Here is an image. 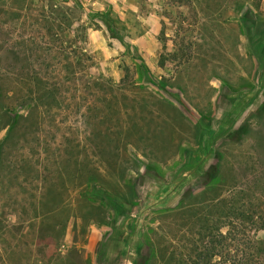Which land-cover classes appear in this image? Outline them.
<instances>
[{
  "label": "rangeland",
  "instance_id": "1",
  "mask_svg": "<svg viewBox=\"0 0 264 264\" xmlns=\"http://www.w3.org/2000/svg\"><path fill=\"white\" fill-rule=\"evenodd\" d=\"M181 48L191 57L179 65L171 54ZM33 73L62 84L63 102L0 129V264H166L188 257L190 227L216 199L249 219L230 220L227 241L240 246L225 257H264L253 246L264 242V0H0L2 82L19 87ZM98 76L112 83L101 101ZM67 141L107 163L125 199L129 185L139 197L121 214L98 201L104 212L86 198L94 186H61ZM115 145L134 167L120 182ZM206 171L196 205L178 206Z\"/></svg>",
  "mask_w": 264,
  "mask_h": 264
},
{
  "label": "trees",
  "instance_id": "2",
  "mask_svg": "<svg viewBox=\"0 0 264 264\" xmlns=\"http://www.w3.org/2000/svg\"><path fill=\"white\" fill-rule=\"evenodd\" d=\"M64 7L65 6H60L59 8ZM101 14L106 20L107 15L105 13ZM247 14L248 10H245L243 16L245 17ZM48 17L46 16L45 19L48 20ZM183 49L181 48V51L179 53L171 54V56H173L174 62L179 65L186 62L191 57L187 56V53H184ZM161 60V62H163L164 59L161 58ZM29 75V84H25L23 82L21 85H19V87H7L3 84V78L0 74V114L2 113L0 117V129H10L14 127V124L16 123L15 118L26 120L31 116L32 111L41 110L46 112L60 108L61 102H63V85L43 81V79L38 76L37 73ZM127 77L128 74L126 73L123 77V80ZM91 82L93 83L94 87H98V92L100 94L99 100H103V98L101 97L105 93V90L103 88L108 83L112 84L111 80H105L104 78L98 76L92 78ZM160 102L166 105L169 109L173 110L172 112L175 113L177 118L183 119L182 112L170 101H167L162 98ZM24 106L28 110L26 115L19 113V111L22 110ZM85 109H87V107ZM84 125H86L85 121ZM100 133L102 132L98 131V133H95V135H98ZM5 140L6 138L4 139V142ZM131 145L135 147V149L141 154V156L147 157L145 150L139 149L134 144ZM62 146L63 147L61 149L58 148V154L56 155L58 162L57 172H59V174L61 175L66 176L63 177V179L60 181L61 186L66 187L67 189L71 187L73 190H89V186H94V188L89 191L87 197L85 194L83 196L95 202L96 206L104 212L105 209L101 205H97L98 201H102L109 209L121 214L123 211V206L121 205L130 204L132 203L134 198L139 197V191H137L136 186L129 185L128 188L130 191V195H128V198L125 199L117 191L116 188L111 187L107 183L106 178L109 177V173L107 171L108 164L101 160H87V157L90 154L94 155L93 150L91 151L88 145L80 146L79 144H73V142L67 141ZM163 148L167 147L163 146ZM110 149L111 150L109 151V154L116 158V160L113 161V163L111 164V167L114 168L115 173L110 176H112L113 181L116 179V181L120 182L123 180V177L124 175H126L127 171H132L134 167L128 168L125 165V161L120 158L123 153H126V146L120 147L119 145H115L112 146ZM99 151L100 154L108 152L106 148H104V146L102 145L99 146ZM135 162L136 161L132 162L133 165H135ZM153 165L158 166L159 164L154 162ZM207 177L209 176L206 171L199 177V182L196 187L188 188L187 190L183 191L180 195L178 206H180L181 204L182 206H184L183 202L187 203L188 200H190V204L195 206L197 201L195 191L197 189L202 188L203 191H206V189L211 186V181L207 180L209 179ZM94 193H99V195H95ZM190 204L188 205L190 206ZM228 204L229 205L226 204L225 199H216L205 204V207L207 208V213H204L202 215L200 214L197 220H195V222L193 223V225H191L192 227H190L194 237L189 242V250L187 252L189 253L188 257H186L184 253L179 252L177 257H169V260L165 261L164 263L167 264L168 262L169 264H264V257H225L224 252H228V250H230L231 244H233L228 243L227 240H230V242L232 240H235L232 236V232L234 231L232 228L233 224L230 220L240 218V220H242V223L244 220H249L242 216L243 214L248 215L246 210L240 212L239 215L235 213V206L230 202ZM207 214L209 216H207ZM249 218L253 219V217ZM256 221H254V224H256ZM105 222H102L101 224H106L107 222ZM253 243L254 247L257 245L264 244L262 240L257 239H254ZM232 246L237 252L239 250L238 248L240 244L236 242ZM217 254H220L221 257H214Z\"/></svg>",
  "mask_w": 264,
  "mask_h": 264
},
{
  "label": "crops",
  "instance_id": "3",
  "mask_svg": "<svg viewBox=\"0 0 264 264\" xmlns=\"http://www.w3.org/2000/svg\"><path fill=\"white\" fill-rule=\"evenodd\" d=\"M85 259H87L88 258V264H98V259H97V257H84ZM53 260H55V258L53 259ZM56 260H57V258H56ZM59 261L60 262H65V257H61L60 259H59Z\"/></svg>",
  "mask_w": 264,
  "mask_h": 264
}]
</instances>
